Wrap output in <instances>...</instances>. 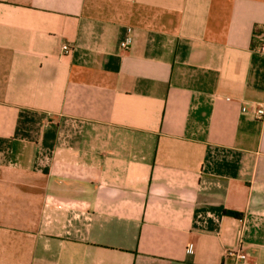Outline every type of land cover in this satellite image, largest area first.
<instances>
[{
  "label": "crops",
  "instance_id": "0c3cea01",
  "mask_svg": "<svg viewBox=\"0 0 264 264\" xmlns=\"http://www.w3.org/2000/svg\"><path fill=\"white\" fill-rule=\"evenodd\" d=\"M263 37L264 0H0V264H264Z\"/></svg>",
  "mask_w": 264,
  "mask_h": 264
},
{
  "label": "built area",
  "instance_id": "2783aa9c",
  "mask_svg": "<svg viewBox=\"0 0 264 264\" xmlns=\"http://www.w3.org/2000/svg\"><path fill=\"white\" fill-rule=\"evenodd\" d=\"M262 41V46H261V50L264 52V37L261 38ZM128 43L125 42L123 43V47H127ZM63 49L68 52L70 50V47L68 45H64ZM254 116L256 119L258 120H264V104H260L258 105L255 110H254ZM228 257H232L235 259V262L237 264L241 263L243 260H245L247 258V254L244 251V249L242 248V246L239 247V249L234 250V251H229L227 253Z\"/></svg>",
  "mask_w": 264,
  "mask_h": 264
}]
</instances>
